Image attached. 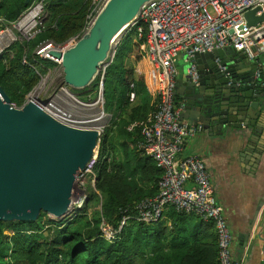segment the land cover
Returning <instances> with one entry per match:
<instances>
[{"label": "trees", "instance_id": "trees-1", "mask_svg": "<svg viewBox=\"0 0 264 264\" xmlns=\"http://www.w3.org/2000/svg\"><path fill=\"white\" fill-rule=\"evenodd\" d=\"M25 1L0 0V18L6 24L15 23L28 6L40 0ZM42 4V24L34 36L13 42L0 53V88L10 105L18 108L54 65L36 54V47L79 38L89 22L91 0H42ZM130 34L132 46L118 47L104 71L102 107L111 116L99 141L94 190L87 183L86 201L69 219H51L43 211L34 219H0V264H218L212 224L205 228L213 229L207 241L195 228L187 231L184 224L177 225L183 214L173 209L164 213L162 224L147 225L135 219L134 205L157 195L161 171L146 152L129 146L134 134L126 131L128 122L144 121L152 110L144 96L143 77H135L131 65V53L134 62L140 56V40L136 41L134 32ZM97 80L90 84H96V89ZM125 207L131 219L115 241H107L99 229L101 219L116 228ZM167 216L173 219L171 228L164 225Z\"/></svg>", "mask_w": 264, "mask_h": 264}, {"label": "built area", "instance_id": "built-area-1", "mask_svg": "<svg viewBox=\"0 0 264 264\" xmlns=\"http://www.w3.org/2000/svg\"><path fill=\"white\" fill-rule=\"evenodd\" d=\"M106 2L107 0H91L88 18H94ZM34 3L28 11L36 9L32 23L18 26L28 12L24 13L20 21H16L17 26L24 30L26 40L32 38L42 24V0ZM256 8L258 10L255 16L264 14V0H149L123 30L124 33L134 32L137 39L143 42V48L156 67L158 79L154 112L145 121H134L126 126L127 131H139L136 148L146 152L161 171L157 195L134 205L135 219L147 225L157 224L165 218L164 213L167 210L173 209L177 213L193 214L201 221L211 223L217 238L218 264L240 263L233 259L232 233L223 208L216 200L208 169L197 154L181 156L186 141L201 131L202 125L180 120L183 104L175 101L178 73L175 61L182 57L188 64L186 75L198 85L199 70L195 54L231 47L235 52L244 54L248 61L254 62V79L260 80L263 70L260 57L264 56V19L249 26L244 17L247 11ZM0 22H3L1 18ZM11 35L9 43L18 39ZM75 41L76 38H73L62 45L46 42L37 49L36 54H43L42 51L47 48L64 50ZM115 51L116 46H112L109 63ZM213 61L218 70L228 78V85H240L239 80L233 82L221 57L216 56ZM106 66L102 69L97 87L100 104L104 103L102 92ZM133 96L131 93L130 99ZM37 105L46 115L62 121H72L69 114L57 108L51 101H43ZM98 147L99 139L90 160L74 177L69 202L64 211L54 218H64L81 208L86 199V177L90 176L89 184L94 189V165L98 157ZM127 210L128 207H125L116 228L101 219L99 229L107 241H115L122 227L131 219L125 213Z\"/></svg>", "mask_w": 264, "mask_h": 264}, {"label": "water", "instance_id": "water-1", "mask_svg": "<svg viewBox=\"0 0 264 264\" xmlns=\"http://www.w3.org/2000/svg\"><path fill=\"white\" fill-rule=\"evenodd\" d=\"M147 1L107 0L72 45L64 50L47 48L46 54L42 51L46 58L60 63L63 83L73 89L89 86L108 65L113 40ZM257 10L245 13L249 26L264 19V14L255 16ZM216 56L227 66L233 82L239 80L235 71L244 70L245 84L228 85V78L213 61ZM203 61H208L207 71L200 67ZM195 62L198 85L186 74L180 82L176 80L175 94L183 104L180 120L200 123L208 132L227 126L248 133L244 154L253 158V169L259 162L261 144L250 147L251 132L258 129L254 125L264 115L263 81L254 79V62L231 47L195 54ZM178 83L184 92L177 90ZM98 139L95 133L59 126L32 101L13 110L0 88V219H34L41 211L49 218L61 214L69 202L74 177L90 160ZM263 203L264 197L260 205Z\"/></svg>", "mask_w": 264, "mask_h": 264}, {"label": "crops", "instance_id": "crops-1", "mask_svg": "<svg viewBox=\"0 0 264 264\" xmlns=\"http://www.w3.org/2000/svg\"><path fill=\"white\" fill-rule=\"evenodd\" d=\"M121 40L116 45V51ZM139 52L140 56L137 61H133V52L130 58L134 76L143 77L145 87L151 95L149 100L152 104V110L148 113V118L155 110L158 79L156 67L148 57L141 40L139 41ZM260 59L263 61L261 74L263 88L261 92H264V56H261ZM178 63H181V65ZM183 63L185 62L182 57H178L175 61L178 72L176 80L179 82L186 74L188 65L185 63L184 70L181 72L180 69ZM200 67L207 71L208 61H203ZM244 73V70L235 71L240 85L245 84L242 78ZM177 90L179 92L185 91L181 83H178ZM261 99V97L257 98V100ZM177 100V102H182L179 95H177ZM130 123L128 122V124ZM254 127H258V129L251 132L253 144L250 147L261 144L259 146L261 154L258 153L260 154L258 156L259 162L258 165H254L253 169H250L253 158L250 154H244L247 148L245 143L248 139V133H242L240 130L230 129L227 126H223L215 132H208L206 127L202 126L201 131H198L194 137L186 141L181 152V156L197 154L208 169L211 182L214 185L216 200L223 208L224 216L232 233L231 250L233 259L240 264H264V203L260 205V201L264 197V115H260ZM131 133L134 134L132 139L134 143L131 142L129 146L136 148V141L139 138L138 130ZM187 186L191 187V184L187 183ZM179 218L181 220L177 225L184 224L187 231L195 228L196 232L205 235L207 241L210 240L209 234L213 233V229L205 230V228L211 223L203 222L193 214H183ZM163 222L168 228H171L172 223L174 224L173 219L169 216Z\"/></svg>", "mask_w": 264, "mask_h": 264}, {"label": "rangeland", "instance_id": "rangeland-1", "mask_svg": "<svg viewBox=\"0 0 264 264\" xmlns=\"http://www.w3.org/2000/svg\"><path fill=\"white\" fill-rule=\"evenodd\" d=\"M35 3H32L28 8L22 13L21 17L18 19L20 21L24 17V13L28 12L32 9ZM93 20V18L88 22ZM0 34V53L5 51L11 44L9 43V38L12 37L13 34L18 39L16 41H22L24 39V30L20 29L16 22L11 24L1 23ZM130 32L124 33L123 31L113 40L112 46H116L121 40L118 47L120 50L128 49L132 46L133 35L129 34ZM14 41V42H16ZM38 47H36L35 53ZM137 51V47L134 49ZM41 57H44V54H39ZM54 62V65L51 66L45 75H43L37 85L31 90V92L26 96L24 101L25 105L28 101L35 102V104H41L43 101H51L57 108L61 109L63 112L69 114L71 116V122L62 121L54 116H48L52 121H54L59 126L79 132V133H95L98 137H101L103 128L108 125L110 116L106 114L103 110L102 104L98 102V93L96 89V84L94 86L90 85L83 89H73L70 86L63 83L62 80V70L59 62ZM112 62V61H111ZM181 65V63H178ZM185 63L182 64V68L180 71L184 70ZM102 69L99 70L98 81L101 77ZM145 99H151V95L146 89V93H144ZM85 98V99H84ZM13 110H18L21 107H16L14 105H10ZM100 118L96 122L94 120ZM118 147V145H115ZM86 183H90V180ZM94 190V189H93ZM86 201V200H85ZM83 204L81 205V207ZM80 209V208H79ZM92 213V212H91ZM71 215L63 218L69 219ZM54 219L53 217H50ZM68 221V220H67ZM159 224H162L160 222Z\"/></svg>", "mask_w": 264, "mask_h": 264}, {"label": "bare ground", "instance_id": "bare-ground-1", "mask_svg": "<svg viewBox=\"0 0 264 264\" xmlns=\"http://www.w3.org/2000/svg\"><path fill=\"white\" fill-rule=\"evenodd\" d=\"M35 14H36V9H34V10H32V11H30V12H28L27 13V15L25 16V18L19 23V27H22L23 25H25V24H27V23H32V18L35 16ZM2 35L0 34V37H1ZM1 40V39H0ZM44 54H46V51H44ZM100 118H98V119H96V120H94L95 122L97 121V120H99Z\"/></svg>", "mask_w": 264, "mask_h": 264}, {"label": "clouds", "instance_id": "clouds-1", "mask_svg": "<svg viewBox=\"0 0 264 264\" xmlns=\"http://www.w3.org/2000/svg\"><path fill=\"white\" fill-rule=\"evenodd\" d=\"M130 33H132V32H130ZM76 40H77V38H76ZM111 47H112V45H111ZM38 48H39V47H38ZM40 54H41V53H40ZM38 55H39V54H38ZM44 57H45V56H44ZM45 58H46V57H45ZM50 60H51V59H50ZM56 62H58V61H56ZM109 64H110V63H109ZM109 64H108V65H109ZM108 65H107V66H108ZM107 66H106V67H107ZM102 69H103V68H102ZM97 87H98V85H97ZM102 94H103V92H102ZM175 96H176V94H175ZM103 100H104V98H103ZM102 106H103V104H102ZM99 141H100V137H99ZM93 152H94V151H93ZM86 185H87V184H86ZM85 200H86V199H85ZM85 200H84V201H85ZM83 203H84V202H83ZM83 203H82V204H83ZM77 211H79V210H77ZM76 213H77V212H76ZM76 213H74V214H70V215L72 216V215H75ZM66 217H67V216H66ZM64 218H65V217H64ZM59 219H63V218H59ZM55 220H58V219L55 218Z\"/></svg>", "mask_w": 264, "mask_h": 264}]
</instances>
